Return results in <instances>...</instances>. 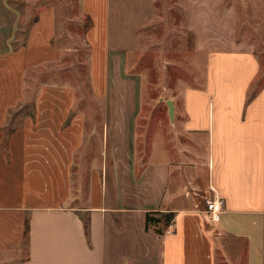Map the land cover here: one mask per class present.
I'll return each instance as SVG.
<instances>
[{
    "label": "crops",
    "instance_id": "obj_1",
    "mask_svg": "<svg viewBox=\"0 0 264 264\" xmlns=\"http://www.w3.org/2000/svg\"><path fill=\"white\" fill-rule=\"evenodd\" d=\"M80 8L89 91L107 109L104 131L90 134L75 87L42 84L30 98L32 72L55 69L82 51L63 45L56 11H41L14 47L19 11L0 0V29H7L0 30V264H264L257 55L211 53L204 86L184 92L181 112L176 106L182 125L171 133V160H152L149 151L138 155L135 119L112 113L127 107L114 98L122 55L140 51L134 26L150 19L152 0H80ZM153 148L151 155L162 153ZM216 197L224 207L213 222L205 200ZM155 212L175 214L171 234L161 225L146 229L147 214Z\"/></svg>",
    "mask_w": 264,
    "mask_h": 264
},
{
    "label": "rangeland",
    "instance_id": "obj_2",
    "mask_svg": "<svg viewBox=\"0 0 264 264\" xmlns=\"http://www.w3.org/2000/svg\"><path fill=\"white\" fill-rule=\"evenodd\" d=\"M7 2L20 16L16 38L12 40L14 47L25 42L38 14L53 8L59 28L65 33L63 45L82 48L85 19L81 15L80 0ZM127 6L130 10V5ZM123 14L126 20H131L133 15L129 11ZM2 30L4 34L7 32V29ZM134 33L140 38V51L122 55L126 65L114 97L127 100V107H115L112 113L115 118L135 119L131 127L136 132L139 156L149 151L152 160L168 162V157L171 160V133L175 123L176 131H180L182 125L181 119H177L181 114L175 113L176 106L181 112L184 92L204 86L211 53L236 49L253 51L261 63L260 83L264 87V0H152L150 19L143 25H135ZM77 54L65 55L63 63L55 69L32 72L30 98L34 99L37 87L42 84L71 85L77 90V99L82 101L80 110L89 118L88 133L103 132L107 109L103 104L92 102L89 56L84 50ZM257 86L258 82L250 94ZM88 144L91 145L89 140L87 147ZM155 145L162 153L153 156ZM91 147L96 150L99 145L94 143ZM81 201L83 206V192Z\"/></svg>",
    "mask_w": 264,
    "mask_h": 264
},
{
    "label": "trees",
    "instance_id": "obj_3",
    "mask_svg": "<svg viewBox=\"0 0 264 264\" xmlns=\"http://www.w3.org/2000/svg\"><path fill=\"white\" fill-rule=\"evenodd\" d=\"M175 217L174 213H160V212H155V213H148L147 218H146V229L149 230L150 227H158L162 226L161 229L163 228H168L171 226L173 219ZM82 221L84 223L85 231L87 238L90 242V232H91V219L88 214L84 213L82 216ZM29 220L27 219L26 222V230H25V239H26V244H28L29 241ZM160 229L159 233L162 234L163 231Z\"/></svg>",
    "mask_w": 264,
    "mask_h": 264
},
{
    "label": "built area",
    "instance_id": "obj_4",
    "mask_svg": "<svg viewBox=\"0 0 264 264\" xmlns=\"http://www.w3.org/2000/svg\"><path fill=\"white\" fill-rule=\"evenodd\" d=\"M224 207V201L218 197L209 198L206 200V216L213 222H218L220 219V214L222 213ZM171 226L167 230V234H171Z\"/></svg>",
    "mask_w": 264,
    "mask_h": 264
}]
</instances>
